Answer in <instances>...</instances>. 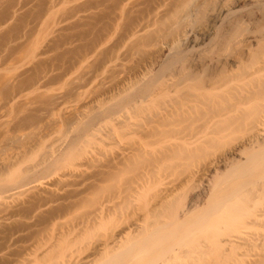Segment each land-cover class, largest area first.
<instances>
[{"label": "rangeland", "instance_id": "1", "mask_svg": "<svg viewBox=\"0 0 264 264\" xmlns=\"http://www.w3.org/2000/svg\"><path fill=\"white\" fill-rule=\"evenodd\" d=\"M262 153L264 0H0V264H264Z\"/></svg>", "mask_w": 264, "mask_h": 264}, {"label": "bare ground", "instance_id": "2", "mask_svg": "<svg viewBox=\"0 0 264 264\" xmlns=\"http://www.w3.org/2000/svg\"><path fill=\"white\" fill-rule=\"evenodd\" d=\"M175 78H177V79H176V82H177L178 79H179V77H175ZM168 80H169V79H168ZM170 80H171V79H170ZM165 83H166V82H165ZM173 83H174V81H173ZM168 84H169V83H168ZM164 85H165V84H164ZM262 146H263V145H262ZM262 154H263V155H262ZM262 154H261L259 157L257 156L258 158L256 157V160H255V158H254V160H255V161H258L259 163H258V162H257V163L260 164V165L262 164L263 167H264V153H262ZM252 162H253V161H252ZM262 162H263V163H262ZM257 163H256V164H257ZM253 164H255V163H253ZM260 165H258V166H260ZM263 167H261V168H260V167H257L256 169L260 168L261 170H264V169H262ZM234 168H235V167H234ZM253 168H254V167H253ZM250 169H251V168H250ZM250 169H249V170H250ZM241 171H242V169H241ZM243 171H248V170L245 169V170H243ZM243 171H242V172H243ZM212 193H214V192H213V191L210 192V194H212ZM208 194H209V193H208ZM210 194H209L208 197H207V199H209V200H210V198L212 197V195H210ZM209 196H211V197L209 198ZM205 198H206V197H205ZM209 200H207V201H209ZM207 203H208V202H207ZM211 203H212V202H211ZM204 205H205V203H204ZM204 205H202V206H204ZM207 205H209V204H207ZM197 206H198V205H197ZM209 206H210V207H211V206L214 207V204H212V205L210 204ZM209 206H207V207H209ZM207 207H206V208H207ZM195 208H197V207H193V206H191L190 208H188V210L186 211V214L184 213L185 216H183L182 219H183L184 221L187 220V219H192V220L194 221V219H195V216H194ZM192 215H193L194 218L192 217ZM151 237H152V236H150L149 238H151ZM152 239H153V243H151V244H147V249H148V248L150 249V248H152V247H153V249H154V247H155V245H156L157 243H159V242L161 243V241L157 242L158 239H156V241H155V238H152ZM146 240H148V239H146ZM149 241H151V240H149ZM144 244H146V241H145ZM158 245H161V244H158ZM158 245H157V246H158ZM144 246H145V245H144ZM162 246H163V244H162ZM145 248H146V247H145ZM145 248H144V249H145ZM163 248H164V246H163ZM141 249H142V248H141ZM144 249H143L142 254H145V253H144ZM147 249H145V252H146ZM160 249H161V248H160ZM160 249H159V252H160ZM166 249L168 250L167 247L165 248V250H166ZM127 250H128V249H127ZM155 250H156V249H155ZM155 250H154V251H155ZM148 251H149V250H148ZM152 251H153V250H152ZM138 253H139V252H138ZM138 253H137V255H138ZM147 253H148V252H147ZM126 254L129 255V252L127 253V251H126ZM126 254H125V255H126ZM132 254H136V253H134V251H133ZM150 254H154V253H150ZM145 255H146V257H147V254H145ZM138 256H140V255H138ZM148 256H150V255H148ZM126 258H127V257H126ZM142 258H143V257H142ZM147 258H148V257H147ZM149 258H150V257H149ZM154 258H155V257H154ZM114 259H116V258H114ZM135 259H136V258H135ZM144 259H146V258H144ZM116 260H117V259H116ZM118 260H120V259H118ZM131 260H132V259H131ZM131 260L129 259L127 262H126V260H124V261L122 260L123 263H121V264H124V263H126V264H132V262H134V261H131ZM139 260H140V259H139ZM148 260H149V259H148ZM152 260H153V259H152ZM112 261H113V260H112ZM112 261H111L110 263L108 262V264H114V263H112ZM120 261H121V260H120ZM150 261H151V260H150ZM138 262H140V261H138ZM143 262H144V261H143ZM151 262H152V261H151ZM153 262H154V261H153ZM153 262H152V263H153ZM134 263H135V262H134ZM141 263H142V260H141ZM141 263H139V264H141ZM152 263H151V264H152ZM117 264H118V263H117ZM137 264H138V263H137ZM142 264H143V263H142ZM144 264H146V263H144ZM147 264H148V263H147Z\"/></svg>", "mask_w": 264, "mask_h": 264}]
</instances>
